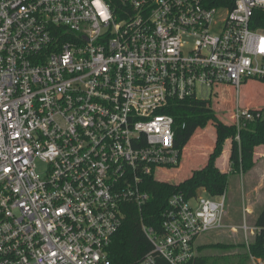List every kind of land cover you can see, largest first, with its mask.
I'll list each match as a JSON object with an SVG mask.
<instances>
[{
    "label": "built area",
    "instance_id": "2783aa9c",
    "mask_svg": "<svg viewBox=\"0 0 264 264\" xmlns=\"http://www.w3.org/2000/svg\"><path fill=\"white\" fill-rule=\"evenodd\" d=\"M264 0H0V264H112L126 205L180 167L172 100L264 81ZM259 115V114H258ZM227 193H176L139 264H185ZM249 209H246V213ZM250 247L255 223L240 225ZM236 231L237 228L234 227ZM254 264L264 259L251 255Z\"/></svg>",
    "mask_w": 264,
    "mask_h": 264
},
{
    "label": "trees",
    "instance_id": "16d2710c",
    "mask_svg": "<svg viewBox=\"0 0 264 264\" xmlns=\"http://www.w3.org/2000/svg\"><path fill=\"white\" fill-rule=\"evenodd\" d=\"M252 29H264V8L255 9L250 20ZM201 99L189 97L183 100H172L164 112L175 119V144L183 150L195 134L212 124L216 129V146L207 164L195 169L180 182L161 181L149 177L146 189L150 198L140 209L136 204L126 205V216L123 224L113 237L109 249L112 264H139L144 256L152 250L153 244L146 235L143 225L152 227L158 233L163 232V216L173 194L181 193L187 198L195 196L201 188L210 196L216 197L225 192L228 187V173L222 172L215 163L225 142L232 141V168L234 171L247 172L254 166L255 148L264 144V109L250 108L252 119H241V125L227 122L220 117L214 106V97ZM259 114V115H258ZM255 224L262 228L256 233L248 253L264 259V206L258 213ZM198 245V244H197ZM195 244V255L185 264H208L206 256L197 255L208 245ZM213 246L230 249L234 245L217 243ZM241 246L246 247L243 242ZM246 256H248L246 254ZM155 264H171L162 255H155Z\"/></svg>",
    "mask_w": 264,
    "mask_h": 264
},
{
    "label": "rangeland",
    "instance_id": "374dc122",
    "mask_svg": "<svg viewBox=\"0 0 264 264\" xmlns=\"http://www.w3.org/2000/svg\"><path fill=\"white\" fill-rule=\"evenodd\" d=\"M235 91L232 86H221L218 95L214 97L216 112L227 122H233L231 112L237 105ZM239 104L241 108L264 109V81L249 79L243 82ZM215 146L216 129L209 124L206 128L199 130L184 148V157L180 167L158 170L156 176L164 179L163 181L172 182L186 179L192 171L207 164ZM231 154L232 141L228 139L221 152L215 156L216 165L222 172L228 173V187L225 190L227 193L225 215L227 226L220 230L205 232L196 240L197 247L208 245L202 251H197V255L208 257V264H254L251 256L253 254L248 253L247 245L246 247L241 246L245 241L243 231L239 227L245 221L250 225L254 224L259 211L264 206V163L254 160V166L249 171H234ZM200 191L202 194H207L203 188ZM247 208L248 213H246ZM234 227L237 228L236 231ZM217 243L235 247L221 249L213 246Z\"/></svg>",
    "mask_w": 264,
    "mask_h": 264
},
{
    "label": "crops",
    "instance_id": "0c3cea01",
    "mask_svg": "<svg viewBox=\"0 0 264 264\" xmlns=\"http://www.w3.org/2000/svg\"><path fill=\"white\" fill-rule=\"evenodd\" d=\"M264 116V114H262ZM255 161H262L264 163V144L259 145L255 148ZM256 167V166H255Z\"/></svg>",
    "mask_w": 264,
    "mask_h": 264
}]
</instances>
